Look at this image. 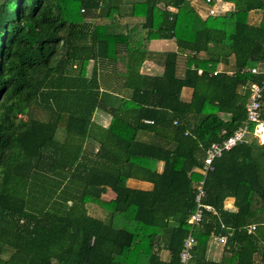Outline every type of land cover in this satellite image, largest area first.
I'll return each mask as SVG.
<instances>
[{"label":"trees","instance_id":"16d2710c","mask_svg":"<svg viewBox=\"0 0 264 264\" xmlns=\"http://www.w3.org/2000/svg\"><path fill=\"white\" fill-rule=\"evenodd\" d=\"M192 1L0 0V264H181L191 231L189 264H264V143L252 133L207 174L216 213L188 222L194 168L246 121L251 84H264L250 71L264 64V0H225L234 8L207 17ZM156 39L177 49L155 52ZM147 60L163 71L144 73ZM213 235L227 236L219 261L207 255Z\"/></svg>","mask_w":264,"mask_h":264},{"label":"built area","instance_id":"2783aa9c","mask_svg":"<svg viewBox=\"0 0 264 264\" xmlns=\"http://www.w3.org/2000/svg\"><path fill=\"white\" fill-rule=\"evenodd\" d=\"M207 2L211 3L212 0H207ZM215 13V10L211 8L210 14L212 15ZM250 71L254 74H264V64L255 66L251 68ZM201 72L202 70L200 69L199 73ZM229 72L232 73L231 71ZM245 88H247V86H245ZM263 89L264 84H251V95L246 104V121L241 126H239L227 139L220 142H213L206 150V155L202 167L194 168L193 171L201 174V178L195 182V208L188 219V222L192 227L201 223L206 211L216 213L215 208L204 202V199L206 197L205 180L208 172L213 170L214 168V161L217 158L221 157L224 152L229 151L237 144L244 142L251 133L258 139L260 143H264V120L261 118V108L263 105ZM146 121L150 122L149 120ZM252 126L254 129L252 128ZM254 229L255 225L249 227L250 232ZM212 238L213 242L220 246H224L227 242L226 235H213ZM196 244L197 240L193 234V231H191L185 239L183 249L180 253L181 264L190 263L193 258V250Z\"/></svg>","mask_w":264,"mask_h":264},{"label":"rangeland","instance_id":"374dc122","mask_svg":"<svg viewBox=\"0 0 264 264\" xmlns=\"http://www.w3.org/2000/svg\"><path fill=\"white\" fill-rule=\"evenodd\" d=\"M125 1H129V0H125ZM193 5L197 8V10L199 11V13L201 14L202 17H207L208 15H210V9L213 8L215 10V14L213 15H219V14H223L228 10H231L234 8V4H230L227 3V1L225 0H212L211 3H208L207 0H193L192 1ZM262 18V11L260 10H254L251 11L249 14V22L252 24H259ZM91 19V17L89 18V20ZM127 21H130V23H136V22H142L144 20L143 17H136V18H131L130 16H128L126 18ZM174 41V40H173ZM173 41H166V42H156V44H151V48L155 49V50H161V51H167L168 49H175L176 48V44H174ZM181 57L179 58V71L182 73L184 71L185 68V55H180ZM162 65H158V66H154L148 62H146L143 65L142 70L150 73V72H154L157 73L159 71H161V67ZM91 67V65H90ZM219 69H230V67L225 66L224 64H220L219 65ZM189 90H191L190 88H186L185 92H184V96L189 95ZM192 91V90H191ZM32 114L37 117L38 119H42L45 120L48 118L47 114L45 111H43V109L41 107L38 106H34L32 108ZM103 116H105L107 118V116L105 114H102L100 112L96 113L95 115V120L98 122H102L104 123L105 120L103 119ZM132 181H138V180H132ZM129 186H132L131 182H129ZM134 186H138L139 185H134ZM142 186V185H141ZM109 199V196H108ZM89 211L91 214L99 216V217H104L105 213L98 208L97 206L95 207V205H90L89 206ZM212 244H214L213 239L211 241Z\"/></svg>","mask_w":264,"mask_h":264},{"label":"crops","instance_id":"0c3cea01","mask_svg":"<svg viewBox=\"0 0 264 264\" xmlns=\"http://www.w3.org/2000/svg\"><path fill=\"white\" fill-rule=\"evenodd\" d=\"M227 3L232 4V2H227ZM131 18H136V17H131ZM166 41H173V40H160V39L152 40L151 43H150V48H151V44H152V45H153V44H156V42H159V43L163 42V43H164V42H166ZM173 42H174V41H173ZM174 44H175V42H174ZM176 49H177V46H176L175 49H168V50H176ZM151 50L157 52V50H155V49H153V48H151ZM158 51H161V50H158ZM146 62H148V63H150V64H152V65H154V66H158V65H159V64H158L156 61H154V60H147ZM146 62H145V63H146ZM145 63H144V64H145ZM160 67H161V71H159V72H157V73H154V72H150V73H148V72H146V71H144V70H142V71H143L144 73H148V74H159V73H161V72L163 71V66H160ZM142 68H143V66H142ZM185 90H186V88L183 89L182 96H183L184 99L188 100V99L190 98V96H191L192 91L189 90V91H188V92H189V95L184 96V92H185ZM98 112H100V113H102V114H105V115L107 116V118H106L105 116H103V119L105 120L104 123H102V122H98V121H96V120H95V121H96L97 123L102 124L103 126L107 127V126L109 125V123H110L111 116H110L109 114L103 112V111H100V110H97V111H96V113H98ZM96 113H95V115H96ZM162 168H163V162H161V163L159 164V169L162 170ZM132 180H135V179H129V180H128V185H129V182H131V184H132L131 187L140 188V189H146V190H149V189H151V188L153 187V184L150 183V182L140 181V180H138V181L136 182V181H132ZM134 185H139L140 187H138V186H134ZM141 185H142V186H141ZM104 196H105V198H107V199H108V196H109V199H110V198L115 197V193H113L111 190H109V191L107 192V194H105ZM225 205H226L227 208H229V209H231V210H234V209H235V206H234V198H232V197L227 198V199L225 200ZM222 248H223L222 246L217 245V244H215V243L212 244L211 241H210L209 249H208V252H207L208 257L211 258V259H214V260L219 261L220 258H221V256H222ZM161 256L163 257L164 260H168L169 257H170L169 252H168L167 250H163V251L161 252Z\"/></svg>","mask_w":264,"mask_h":264},{"label":"bare ground","instance_id":"6f19581e","mask_svg":"<svg viewBox=\"0 0 264 264\" xmlns=\"http://www.w3.org/2000/svg\"><path fill=\"white\" fill-rule=\"evenodd\" d=\"M263 139H264V134H263Z\"/></svg>","mask_w":264,"mask_h":264}]
</instances>
